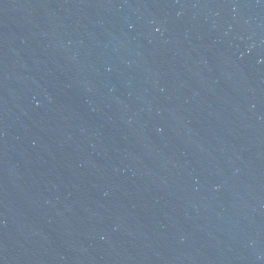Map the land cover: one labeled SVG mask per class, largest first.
<instances>
[{"label":"water","instance_id":"water-1","mask_svg":"<svg viewBox=\"0 0 264 264\" xmlns=\"http://www.w3.org/2000/svg\"><path fill=\"white\" fill-rule=\"evenodd\" d=\"M0 264H264V0H0Z\"/></svg>","mask_w":264,"mask_h":264}]
</instances>
